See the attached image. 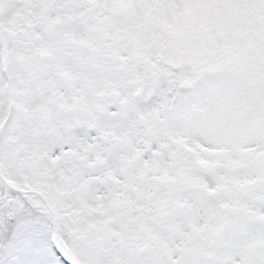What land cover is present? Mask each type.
I'll return each mask as SVG.
<instances>
[{
	"label": "snow or ice",
	"instance_id": "1",
	"mask_svg": "<svg viewBox=\"0 0 264 264\" xmlns=\"http://www.w3.org/2000/svg\"><path fill=\"white\" fill-rule=\"evenodd\" d=\"M0 264H264V0H0Z\"/></svg>",
	"mask_w": 264,
	"mask_h": 264
}]
</instances>
